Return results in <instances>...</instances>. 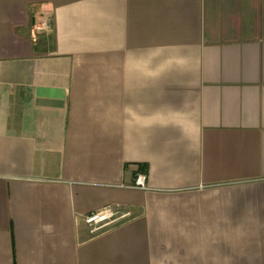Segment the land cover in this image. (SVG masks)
I'll use <instances>...</instances> for the list:
<instances>
[{
	"label": "crops",
	"instance_id": "obj_1",
	"mask_svg": "<svg viewBox=\"0 0 264 264\" xmlns=\"http://www.w3.org/2000/svg\"><path fill=\"white\" fill-rule=\"evenodd\" d=\"M0 264H264V0H0Z\"/></svg>",
	"mask_w": 264,
	"mask_h": 264
},
{
	"label": "built area",
	"instance_id": "obj_2",
	"mask_svg": "<svg viewBox=\"0 0 264 264\" xmlns=\"http://www.w3.org/2000/svg\"><path fill=\"white\" fill-rule=\"evenodd\" d=\"M135 186L145 188L146 173L138 172L135 178ZM130 215V212L124 211L119 206H106L98 211L92 212L85 216V220L90 226L92 232L99 231L113 223L118 222L120 218Z\"/></svg>",
	"mask_w": 264,
	"mask_h": 264
},
{
	"label": "rangeland",
	"instance_id": "obj_3",
	"mask_svg": "<svg viewBox=\"0 0 264 264\" xmlns=\"http://www.w3.org/2000/svg\"><path fill=\"white\" fill-rule=\"evenodd\" d=\"M124 211H126V210H124ZM128 216H130V215H128ZM128 216H126V217H128ZM126 217L120 218V220H122V219H124V218H126ZM118 221H119V220H118Z\"/></svg>",
	"mask_w": 264,
	"mask_h": 264
}]
</instances>
